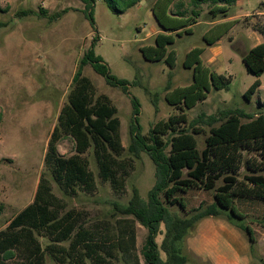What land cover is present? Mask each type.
<instances>
[{"label": "rangeland", "instance_id": "1", "mask_svg": "<svg viewBox=\"0 0 264 264\" xmlns=\"http://www.w3.org/2000/svg\"><path fill=\"white\" fill-rule=\"evenodd\" d=\"M109 1L122 9L129 0H0V204L4 206L0 217L1 264H60V260L73 264L64 259L67 255L63 259L60 255L69 252L71 239L79 229L91 233L99 255L96 260L86 257L85 264H146L143 248L148 229L122 209L135 199L148 200L155 183V165L147 153L135 157L128 152L132 127L138 119L141 132L148 134L158 122L178 113L167 97L175 89L193 83L194 69L184 66L191 50L204 48V65L218 75L232 78L227 88L212 86L205 100L185 108L189 122L201 116L206 122L211 116L218 119L212 125L199 126L202 132L196 138L200 151L206 147L211 129L224 122L229 111L241 110L255 117L264 114V74L261 87L247 101L244 95L256 77L242 60L244 53L264 40L256 31L264 27V9L260 8L264 0H241L231 6L225 19H214L211 6L204 4L199 22L191 25L190 32L174 34L175 43L168 46L176 53L174 67L165 60H146L141 50L155 46L158 23L151 8L156 0H144L123 13L112 11ZM189 3L186 0V8L191 10ZM225 22L232 28L214 45H207L205 34ZM213 36L211 33L208 37ZM90 51L102 57L111 76L127 82L125 91L108 84L90 64L83 67V75L94 84L95 101L105 95L117 108L125 150L120 160L127 165V176L125 186L115 190L102 179L94 149L90 148L81 156L93 174V186H78L71 192L55 178L54 160L47 159L48 145L69 103L73 78ZM133 99L140 104L138 115L134 114ZM58 154L65 158L77 154L74 139L64 132ZM242 155L240 181L251 174L264 176V168L258 173L248 168L263 167L260 152L244 151ZM220 185L222 181L217 183ZM37 195L59 218L71 214L69 222L76 226L71 239L60 240L59 230L48 233L11 227L14 218ZM185 201L189 210H199L200 206L204 210L215 203V192L196 190L185 195ZM171 210L183 214L178 207ZM243 212L247 216L239 223L250 226L254 234L251 242L245 233L251 246L249 264H264V206ZM202 226L203 222H199L185 240L187 264L211 262L196 253L194 237ZM163 238L164 235L157 237L159 245ZM7 239L11 244L4 243ZM4 247L11 252V258L5 257ZM220 247L233 258V252ZM83 251L81 248L78 253L86 256L88 253Z\"/></svg>", "mask_w": 264, "mask_h": 264}, {"label": "trees", "instance_id": "2", "mask_svg": "<svg viewBox=\"0 0 264 264\" xmlns=\"http://www.w3.org/2000/svg\"><path fill=\"white\" fill-rule=\"evenodd\" d=\"M142 1L144 0H129L122 9H118L112 1L108 5L112 11L123 13ZM189 1L191 10L186 8V0H156L153 3L152 14L160 32L155 38V46L141 49L146 60H165L169 66L174 67L176 53L168 49V46L175 43L174 34L190 32L191 25L199 22L204 4L211 6L210 14L214 19L219 16L225 19L231 6L241 0ZM260 8L264 9V1ZM213 28L204 36L209 46L226 35L232 25L225 22ZM256 31L264 39V27L256 28ZM211 33L214 36L208 37ZM204 51V48H195L187 54L184 66L194 69L193 83L175 89L167 97L169 104L178 113L166 121L158 122L148 134L141 132L138 119L132 127L133 137L128 152L135 157L147 153L155 165V183L148 193V200L135 199L122 209L123 213L132 215L148 229V239L143 248L146 264H187L185 240L190 231L208 217L227 218L231 224L247 233L253 242V230L250 226L239 223V220H244L247 216L244 209L264 206V176L251 174L242 181L238 178L244 151H258L264 158V114L255 117L241 110L229 111L226 120L211 129L204 150L200 151L198 148L196 135L202 132L199 126L206 123L212 125L218 119L211 116L206 122L205 116H201L189 122L185 108L191 109L205 100L212 86L219 90L225 89L232 81L231 77L218 75L204 65L201 58ZM242 60L248 72L256 77L244 95L247 101H251L262 85L260 78L264 74V41L244 53ZM88 64L97 74L105 77L108 84L127 90V82L111 76L102 57L96 56L94 51L86 54L73 78L74 87L69 103L62 110L59 125L53 130L47 159L54 160L55 178L74 192L78 186H93V174L81 156L93 148L102 179L110 182L115 190H120L125 186L127 176V165L120 160L125 151L120 133L121 121L117 117V108L107 96L103 95L95 101L94 84L83 75V67ZM133 106L134 114L138 115L140 104L136 99H133ZM243 118L249 121L243 122ZM62 132L72 137L76 143L77 154L69 158L58 154ZM248 168L251 172L258 173L264 165ZM219 181H222V185L217 186ZM196 190L214 191L215 203L204 210L202 206L199 210H189L185 195ZM173 207H178L183 214L172 211ZM3 212L4 206L0 204V217ZM70 219L71 214L62 218L56 216L37 195L33 203L14 218L11 227L48 233L59 230L60 240L63 241L71 239L76 229L69 222ZM159 235H164L160 245L157 243ZM6 242L11 244L12 241L7 239L4 243ZM81 248L88 253L86 256L78 253ZM4 252L7 259L11 258V252L6 249ZM64 255H67L64 259L73 264H85L86 257L94 260L99 258L91 233L82 229L73 235L69 252H62L60 259ZM60 264H63L62 260Z\"/></svg>", "mask_w": 264, "mask_h": 264}, {"label": "crops", "instance_id": "3", "mask_svg": "<svg viewBox=\"0 0 264 264\" xmlns=\"http://www.w3.org/2000/svg\"><path fill=\"white\" fill-rule=\"evenodd\" d=\"M156 27L159 33L160 28L158 25ZM200 222H203V226L194 237L196 253L209 258L210 264H241L242 262L249 264L248 257L251 254V246L243 230L221 216L208 217ZM261 240L264 242V234ZM220 245L233 252V258L220 251Z\"/></svg>", "mask_w": 264, "mask_h": 264}]
</instances>
